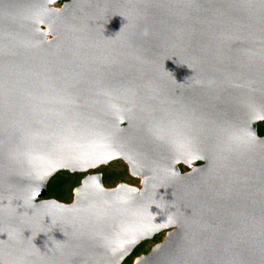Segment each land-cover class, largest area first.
Here are the masks:
<instances>
[{
    "label": "water",
    "instance_id": "water-1",
    "mask_svg": "<svg viewBox=\"0 0 264 264\" xmlns=\"http://www.w3.org/2000/svg\"><path fill=\"white\" fill-rule=\"evenodd\" d=\"M55 1L0 0V264H124L166 223L135 264H264V0ZM116 158L142 193L44 201Z\"/></svg>",
    "mask_w": 264,
    "mask_h": 264
},
{
    "label": "rangeland",
    "instance_id": "rangeland-1",
    "mask_svg": "<svg viewBox=\"0 0 264 264\" xmlns=\"http://www.w3.org/2000/svg\"><path fill=\"white\" fill-rule=\"evenodd\" d=\"M68 0H57L49 5V9L53 11L62 10L63 4ZM72 1V0H70ZM48 32V40L52 41L57 38L49 27H43ZM184 164H180V168ZM183 170V169H182ZM101 175L103 184L106 189L115 190L126 186L130 189L143 191V178L132 173L128 162L122 158H116L108 164H103L98 168H91L87 171L72 173L68 170L59 171L49 182L48 191H52V196H47L44 201L56 200L65 205H72L76 201V190L82 186L83 181L90 176ZM169 230L161 232L153 239L145 240L134 250L131 256L124 264H135L140 257L148 255L157 245L161 244Z\"/></svg>",
    "mask_w": 264,
    "mask_h": 264
},
{
    "label": "flooded vegetation",
    "instance_id": "flooded-vegetation-1",
    "mask_svg": "<svg viewBox=\"0 0 264 264\" xmlns=\"http://www.w3.org/2000/svg\"><path fill=\"white\" fill-rule=\"evenodd\" d=\"M71 2L70 0L68 1H65L64 4H63V7H65V5L67 3ZM255 128H256V132L258 134V136L261 138V139H264V119H261L260 121H258L255 125ZM180 164H184L182 166V169L179 167ZM206 162L204 160H200V159H197L196 162L194 164H190L187 160H186V157H182V159L180 160V162L177 164V169L182 173V174H191L192 172H194L196 169H199L201 167H204L206 166ZM130 166V165H129ZM144 183V181H143ZM144 187V186H143Z\"/></svg>",
    "mask_w": 264,
    "mask_h": 264
},
{
    "label": "bare ground",
    "instance_id": "bare-ground-1",
    "mask_svg": "<svg viewBox=\"0 0 264 264\" xmlns=\"http://www.w3.org/2000/svg\"><path fill=\"white\" fill-rule=\"evenodd\" d=\"M126 4H127V0H124L123 6H125ZM68 7H69V4L67 3V4L65 5V7H64L62 10L57 11V12L55 13V19H54L53 21H56V20L60 19V18L62 17V15H63L64 11H65L66 9H68ZM47 26H48L49 28H52V29H53V27H54V22L48 24ZM140 177L143 178V181H144L143 186L145 187V186H146V183H147V180H149V178H151V175H140ZM143 190H144V189H143ZM139 192L142 193V191H139ZM165 228L171 230L170 225H169L168 223L165 224ZM170 230H169V231H170ZM166 239H167V238H165L164 241H166ZM164 241H163V242H164Z\"/></svg>",
    "mask_w": 264,
    "mask_h": 264
},
{
    "label": "trees",
    "instance_id": "trees-1",
    "mask_svg": "<svg viewBox=\"0 0 264 264\" xmlns=\"http://www.w3.org/2000/svg\"><path fill=\"white\" fill-rule=\"evenodd\" d=\"M48 195H49V196H52V191H51V190L48 191Z\"/></svg>",
    "mask_w": 264,
    "mask_h": 264
}]
</instances>
